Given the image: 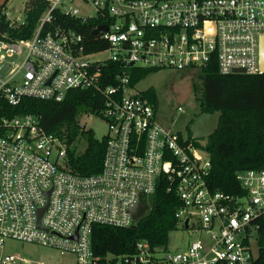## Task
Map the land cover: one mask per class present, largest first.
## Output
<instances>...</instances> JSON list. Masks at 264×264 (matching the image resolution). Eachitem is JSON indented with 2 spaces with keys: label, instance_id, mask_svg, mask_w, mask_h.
Returning a JSON list of instances; mask_svg holds the SVG:
<instances>
[{
  "label": "built area",
  "instance_id": "1",
  "mask_svg": "<svg viewBox=\"0 0 264 264\" xmlns=\"http://www.w3.org/2000/svg\"><path fill=\"white\" fill-rule=\"evenodd\" d=\"M46 1L32 38H0V97L18 106L24 98L62 102L72 90L99 93L97 116L108 125L103 164L95 175L72 174L62 130L49 133L32 115L2 119L0 245L34 243L71 254L77 264H257L264 170L239 173V193L213 189L209 155L156 121L155 106L130 86V68L178 73L216 63L222 75L264 74V0H81L94 9L92 17L69 8L75 0ZM56 11L82 23L101 20L93 32L107 31L92 35L106 47L87 53L92 44L84 33L64 26L45 31ZM162 182L181 202L177 228L205 239L179 251L140 241L134 254L97 257L93 227H132L130 210L140 199L150 210Z\"/></svg>",
  "mask_w": 264,
  "mask_h": 264
},
{
  "label": "trees",
  "instance_id": "2",
  "mask_svg": "<svg viewBox=\"0 0 264 264\" xmlns=\"http://www.w3.org/2000/svg\"><path fill=\"white\" fill-rule=\"evenodd\" d=\"M48 9L49 2L46 0H29L24 22L11 24L2 8L0 38L2 34L11 39L32 38ZM101 22L90 20L82 23L56 11L54 23L45 25L44 30L64 26L84 33L92 44L87 49V53H91L106 47L92 35ZM108 67L113 70L117 66L111 64ZM153 72L130 68V86L134 88ZM178 73H192V92L202 114L220 113L218 125L206 141L188 134V141L209 155L212 164L209 185L227 194L239 193V173L264 170V74L222 75L216 63ZM142 95L155 108L158 106L154 89H148ZM102 108L103 98L93 90H72L62 102L24 98L18 106H11L0 97V121L32 115L40 120L47 132L62 130L59 135L68 144L66 170L78 176H91L102 169L106 139L99 140L92 130L82 129L80 120L88 114L98 115ZM79 139L87 143L83 152H78L75 147ZM180 205L175 191L168 192L167 184L162 182L150 199V210L134 223V229L93 227L92 248L95 255L102 260L108 255H131L136 252V244L140 241L148 242L152 249L168 246L171 233L177 229L175 212ZM257 248V264H264V225L257 234Z\"/></svg>",
  "mask_w": 264,
  "mask_h": 264
},
{
  "label": "rangeland",
  "instance_id": "3",
  "mask_svg": "<svg viewBox=\"0 0 264 264\" xmlns=\"http://www.w3.org/2000/svg\"><path fill=\"white\" fill-rule=\"evenodd\" d=\"M28 1L8 0L3 7L7 19L11 22L24 20ZM69 8H78L81 17L95 15L94 9L81 0H75L73 4H69ZM148 89H154L157 93L156 121L161 126L185 138L191 133L202 141H206L216 129L220 113L202 114L200 112L192 92V73H177L168 69L155 71L139 82L134 87V92L142 93ZM179 108H182L184 113L179 112ZM80 122L87 130H92L99 140L108 134L107 122L97 115L83 116ZM86 146L84 139H79L75 144L78 152H83ZM205 237L198 230H186L179 226L170 235L168 249L184 250L193 240L205 239ZM256 252L255 246L254 253ZM6 256L16 257L15 264H77L76 258L71 254H62L53 248L13 239H7L3 245H0V258Z\"/></svg>",
  "mask_w": 264,
  "mask_h": 264
},
{
  "label": "water",
  "instance_id": "4",
  "mask_svg": "<svg viewBox=\"0 0 264 264\" xmlns=\"http://www.w3.org/2000/svg\"><path fill=\"white\" fill-rule=\"evenodd\" d=\"M7 2L8 0H0V10L6 5ZM106 31H107L106 26H100L98 29H96L93 32V35L97 36L100 34V32H106ZM261 62L264 68V43L261 49ZM238 73H241V71H239ZM148 210H149V206L140 199L138 204L130 210V213L132 214L134 221H138L147 213ZM132 228L134 229L135 226H132Z\"/></svg>",
  "mask_w": 264,
  "mask_h": 264
}]
</instances>
